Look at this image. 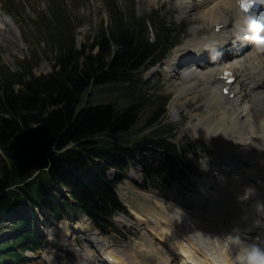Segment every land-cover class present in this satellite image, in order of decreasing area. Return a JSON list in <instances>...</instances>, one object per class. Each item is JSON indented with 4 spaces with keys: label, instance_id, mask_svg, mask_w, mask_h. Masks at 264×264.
Returning <instances> with one entry per match:
<instances>
[{
    "label": "bare ground",
    "instance_id": "bare-ground-1",
    "mask_svg": "<svg viewBox=\"0 0 264 264\" xmlns=\"http://www.w3.org/2000/svg\"><path fill=\"white\" fill-rule=\"evenodd\" d=\"M192 1L180 0L179 4L185 9L184 11L192 12L198 20L203 19L211 25V31L207 37L198 36L195 39H189L186 45L174 51L167 61L170 76L184 70L185 67H179L182 57L197 56L206 52V45L210 38L219 40L218 43L211 44L220 48L226 43L228 36L225 29L215 33L213 32L215 24H228L229 20L232 21L237 32L235 38L245 33L250 25L249 20L237 10L236 0H194V5ZM202 29L203 27L196 28L195 34L198 35ZM202 45H205V48ZM234 47L235 45L231 48ZM235 51L229 55L227 62L234 69L236 67L239 69L236 87L240 91L236 97H224L216 90L213 84L212 69L215 66L211 65L212 59L203 64L198 61L197 71L187 74L185 89L178 91L172 103L178 107L181 95L188 90L202 91L206 95L205 102L208 109L200 112L197 127L207 136L216 139L218 158L229 164V167L224 169L223 182L217 184L218 188L215 190L212 187L206 189L201 196L203 198L194 194L195 196L189 201H181L178 217L180 223H185L184 228L187 229L184 240L181 238L176 240V237L171 235L173 232L167 231L165 226L160 225L159 234L166 246L158 247L152 239H148L151 249L147 248L141 254L136 253L134 257L136 260H132L134 264H195V258L203 261V264H234L235 254L247 252L253 245L262 248L260 242H249L247 239L264 233V85L260 92L256 94L251 92L264 79V50L247 49L243 58L236 56L239 51H243L242 49L236 48ZM191 65H186L188 70ZM170 86L173 87L172 84ZM198 95L196 94V97ZM240 99L244 101V104L239 107ZM247 100L252 105L247 104ZM254 111L258 114L256 120L254 119L256 116H253ZM242 117L245 118L246 124L241 121ZM220 140L222 145L219 144ZM208 175L214 176L215 168H210ZM151 194L154 197H160L157 193ZM200 210L204 213L203 215L199 214ZM228 211L230 214L225 219ZM155 216L152 209L147 210L146 213H140L143 223L153 227L161 222ZM63 222L67 223L62 226H65V232L69 236L73 234V230H87L86 224ZM225 242L233 249L234 255L228 247H225ZM58 244L64 245L62 241ZM69 244H74L70 238ZM173 244L176 246L175 251L172 250ZM73 248H76V245H73ZM136 248L138 245L132 251ZM179 249L185 255V263L183 256L181 261L173 256L180 253ZM114 251L120 259L114 257L110 264H128L125 261L131 258L127 257L123 261L121 256H130V249L123 251L120 247H114Z\"/></svg>",
    "mask_w": 264,
    "mask_h": 264
},
{
    "label": "trees",
    "instance_id": "trees-1",
    "mask_svg": "<svg viewBox=\"0 0 264 264\" xmlns=\"http://www.w3.org/2000/svg\"><path fill=\"white\" fill-rule=\"evenodd\" d=\"M150 50L143 41L122 43L108 61L102 53L87 55L81 63L71 56L60 58L59 69L47 75L35 76L23 89L0 91V211L20 200V195L6 189L29 177L37 168L51 164L49 173L72 187V195L86 211L101 219L117 205L112 183L94 174L87 177L95 156L107 157L105 147L116 145L110 139L98 137L124 131L134 123L137 110L132 105L117 110L111 105H97L77 112L84 90L91 84L116 80L132 65V58L142 59ZM96 137L94 138V136ZM116 136V135H115ZM69 143L75 146L59 151ZM28 182L22 191L29 195L41 192ZM7 203L9 205L7 206Z\"/></svg>",
    "mask_w": 264,
    "mask_h": 264
},
{
    "label": "rangeland",
    "instance_id": "rangeland-1",
    "mask_svg": "<svg viewBox=\"0 0 264 264\" xmlns=\"http://www.w3.org/2000/svg\"><path fill=\"white\" fill-rule=\"evenodd\" d=\"M25 1L27 2V0H25ZM128 2H129V0H119L121 8L126 15H129V13L131 12V8L129 6H127ZM154 3H160V1L159 0H151V1L143 2L142 7L137 9L138 13L141 14L142 11L153 7ZM82 7H84L83 8L84 11H82V9H81ZM169 8L170 7H167V9H166L168 12H170ZM69 14L72 16L74 23L77 26H79L76 34L78 37L77 42L81 43V44L88 41V38L90 36H92L99 29L102 19H104L106 22L108 20L107 13L102 9L99 0H77V1L69 0ZM14 47L15 46L13 43H11L9 46L8 45H2V47H1L2 55L4 56V58L6 60H8L10 62L13 61L12 58H16L20 54L18 51L14 50ZM50 54H53V53L50 52ZM45 62L46 61H43V63H45ZM10 64L13 66L17 65V64H13V63H10ZM52 64L53 63L51 61L49 63V65L46 64L45 66L41 67V69H38L37 72L39 73V72L49 71L51 69ZM166 72H167L166 70H163V74H165ZM155 77L158 80L160 75H155ZM154 88L155 89H152V92L158 91L159 93L163 94L166 91H168V82H165V84H164L163 81L162 82L160 81L159 83L154 84ZM89 94H91V93H89ZM93 96L90 97V99H87V97H85L84 105H89V103H94L95 100H93ZM95 99H97V96H95ZM201 99H202V96H201V94H199L196 97V100L200 101ZM204 99H205V94H204ZM182 102H184V101H182ZM127 103H128V101H126L125 105ZM188 103L192 104V105L197 104L196 105L197 109H199V108L201 109V107H202V104H200V103H195V102H190V101ZM152 105L153 104H151V105L148 104L146 107H144L142 109L141 116L139 117L138 122L129 131L128 135L131 139H140V138L148 135L149 133H151V131L153 130L155 125L147 124L148 117L151 115V113L153 112V109H154V106L152 107ZM199 105H201V107H198ZM172 109H173L172 106L169 104L166 121L173 123L174 126L179 129L178 123L175 122V120H176L175 118H176V116H178V114H175L174 110H172ZM182 109H183L182 114H187V110L185 108H182ZM192 147L196 148L198 150V152L203 153V154H205V152L207 151L206 148L199 150V143L197 141H193ZM189 155H190V157H192V160L187 158V161L191 162V164L194 165V163L197 159L191 153ZM204 159L205 158H203L202 160H204ZM203 163H204V168L201 170L200 175L195 174V173L192 174V176L189 174L188 177H185V175H182V179L187 178V179H185V184H187L189 186V189L187 191H189L190 188H192L193 185H195L194 179H195L196 185L192 188V191H195V188L198 186V184H199L198 180L205 177V174L203 173V171L205 169H207L205 167L207 160L205 159ZM133 172L138 177H141L140 170H136ZM208 172H207V174H208ZM190 177H191V179H189ZM177 186H179L180 194H183L186 192V189H184L183 186H180V184ZM119 191H120L121 195L123 196V198L125 199V201L128 204H130V208L132 205L136 206L138 204V202L135 200V197H138V196L141 197L140 198L141 201H143L147 204H150V205H154L158 201V199H153V198L150 199L146 195H145L146 198L143 197L141 192L137 189L135 182L132 178L125 179L122 182V184L120 185ZM49 199L50 200L52 199L51 195H49ZM156 207H157V209H160V206H156ZM139 208H140V206H139ZM150 209L151 208H148L147 210H150ZM133 214L136 215L135 213H133ZM131 223H134V222L131 221ZM141 226L142 225L139 224V227H141ZM133 230L136 231V229L134 227H133ZM113 240L117 243H119V241H121L118 236H114Z\"/></svg>",
    "mask_w": 264,
    "mask_h": 264
},
{
    "label": "clouds",
    "instance_id": "clouds-1",
    "mask_svg": "<svg viewBox=\"0 0 264 264\" xmlns=\"http://www.w3.org/2000/svg\"><path fill=\"white\" fill-rule=\"evenodd\" d=\"M237 264H264V249L253 245L247 252L236 256Z\"/></svg>",
    "mask_w": 264,
    "mask_h": 264
},
{
    "label": "snow or ice",
    "instance_id": "snow-or-ice-1",
    "mask_svg": "<svg viewBox=\"0 0 264 264\" xmlns=\"http://www.w3.org/2000/svg\"><path fill=\"white\" fill-rule=\"evenodd\" d=\"M248 5L247 4H245V7H247Z\"/></svg>",
    "mask_w": 264,
    "mask_h": 264
}]
</instances>
